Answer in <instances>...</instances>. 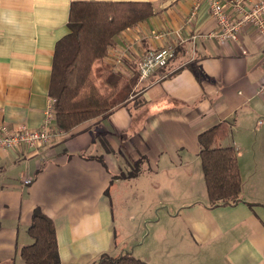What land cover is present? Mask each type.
I'll use <instances>...</instances> for the list:
<instances>
[{
	"label": "crops",
	"instance_id": "1",
	"mask_svg": "<svg viewBox=\"0 0 264 264\" xmlns=\"http://www.w3.org/2000/svg\"><path fill=\"white\" fill-rule=\"evenodd\" d=\"M72 1L0 0V127L42 123ZM93 1L152 5L93 64L135 83L108 115L47 148H0V264H26L20 249L32 242L35 210L53 222L61 264L125 252L148 264H264V95L256 92L264 51L255 28L223 43L201 36L216 28L205 0ZM164 45L175 46L172 59L140 80L138 60ZM220 123L229 132L217 145L236 151L241 194L211 206L198 137ZM136 163L134 176H120ZM149 215L148 238L134 244L132 226Z\"/></svg>",
	"mask_w": 264,
	"mask_h": 264
},
{
	"label": "trees",
	"instance_id": "2",
	"mask_svg": "<svg viewBox=\"0 0 264 264\" xmlns=\"http://www.w3.org/2000/svg\"><path fill=\"white\" fill-rule=\"evenodd\" d=\"M153 14L149 2L76 0L69 6V32L55 45L49 93L54 99V121L58 130L68 132L77 125L108 115L126 100L135 79L126 81L118 73L95 72L113 44V37ZM107 85L102 91L97 79ZM229 127L220 123L199 135V156L209 204H232L241 194V174L236 151L217 143L228 135ZM138 163L127 175L132 177ZM27 233L32 242L20 249L26 264H61L52 220L35 210ZM92 264H148L129 252L111 256L106 253Z\"/></svg>",
	"mask_w": 264,
	"mask_h": 264
},
{
	"label": "built area",
	"instance_id": "3",
	"mask_svg": "<svg viewBox=\"0 0 264 264\" xmlns=\"http://www.w3.org/2000/svg\"><path fill=\"white\" fill-rule=\"evenodd\" d=\"M207 10L216 22V28L202 37L216 38L220 42H236L239 34L247 26H253L262 41L264 51V0H205ZM199 8L196 2L189 13L194 17ZM159 36V35H158ZM156 36V37H158ZM175 46L164 45L147 50L136 64L140 80L151 75L160 67L165 66L174 56ZM261 64L264 68V52ZM256 92L264 95V74L257 84ZM54 99L50 98L44 113V119L39 127L29 128L20 125L16 129L0 127V148L11 149L24 146L31 151H39L50 146L62 134L54 121ZM25 182H28L26 180Z\"/></svg>",
	"mask_w": 264,
	"mask_h": 264
},
{
	"label": "rangeland",
	"instance_id": "4",
	"mask_svg": "<svg viewBox=\"0 0 264 264\" xmlns=\"http://www.w3.org/2000/svg\"><path fill=\"white\" fill-rule=\"evenodd\" d=\"M225 43H227V42H225ZM95 72H98V70H95ZM97 81H98V86L102 90V85L100 83V81H102V79L98 78ZM151 217H153V216L149 215L148 219H145L144 221H143V217H142L139 222L135 223V226H132V231H133L132 242L134 244H137V243L139 244V242H141V240L145 237L148 238V228H149L148 225L150 223L149 221H150ZM145 221H148L147 224H144ZM140 225L143 226V229L140 228Z\"/></svg>",
	"mask_w": 264,
	"mask_h": 264
}]
</instances>
